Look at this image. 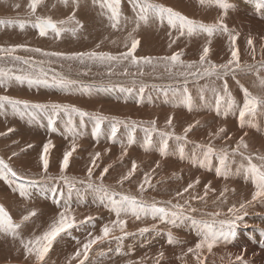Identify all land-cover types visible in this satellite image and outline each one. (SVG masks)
<instances>
[{
	"label": "rangeland",
	"instance_id": "374dc122",
	"mask_svg": "<svg viewBox=\"0 0 264 264\" xmlns=\"http://www.w3.org/2000/svg\"><path fill=\"white\" fill-rule=\"evenodd\" d=\"M6 1L8 9H12L16 3V0ZM28 1L30 0H26L24 5H27ZM128 1L129 3L127 0H122L121 6L130 4L129 11L131 14L133 11V0ZM189 1L196 3L194 0H152L154 3L171 7L192 20L207 24L205 21L197 20L198 17L196 15L190 14L188 6L193 7L194 3ZM232 1L230 0V3ZM56 2L60 3L58 6L63 3L59 0ZM54 3L53 1L42 0V3L37 6L35 14H32L31 10L27 11V9H30L28 6L22 9L21 12H17L18 14L15 13L17 14L15 16L4 15L2 17V14H0V21L14 22L11 25L0 24V48L10 49L15 46L16 51H18L16 55L0 52V68L11 69L14 76L30 75L33 80L40 81L30 84L28 80L21 82L13 79L8 83L11 85H24L28 88L31 87L33 90L41 88L45 92H50L48 95L42 94L43 98H40L37 93L29 94L27 92V98V94L19 95L18 90L13 95L9 94V89L7 88L9 86L7 85L6 87L0 86V96L6 95L12 99L27 101L29 105L60 104L75 106L90 114L85 117L72 114L71 123L69 124L68 115L62 111L57 114L50 107L45 109L29 107L25 109L23 105H19L17 109L18 115L14 114L12 110L9 111V105L0 107V111H3L0 112V123H2L0 124V133H3V135H0V144L6 145V148L2 149L3 145L0 147V158L5 160L22 177V179H16L9 176L3 180L6 183L13 182L8 185L13 193L20 194L21 190H23L24 195L18 197V201L38 202L57 210L50 218L35 219L33 216L28 221H23L24 214L15 207H9L4 204L6 197H1L0 205L4 206L12 217L13 222L24 225L23 233L32 238L33 234L30 225L34 227L36 233L41 235L62 209H70L78 222L85 220L86 217H93L92 221L79 224L70 233L62 234L61 237H58L45 260L39 262V264H44L51 251L62 246L63 251L54 258L53 264H79V259L82 257L77 259H72V257L77 249L82 247L88 233L99 235L96 232L103 225L110 224L113 221L114 217L112 215H115L112 210L114 196L121 198L127 195L135 197L138 201H143L148 205L155 202L158 207H167L170 210H175L172 208L173 205H180L188 218L177 220L173 224L161 222L159 218L153 219L151 215L149 217L148 215L145 216V219L141 216L139 220L131 214L126 215L128 216L125 219L127 221L126 234L120 233L117 228L108 240L94 245L89 253L88 260L84 264H97L98 257L103 258L105 256H109V259L104 261L103 264H177V262L181 264L177 256V253H179L178 248L191 247L195 249V245L202 238L201 233L206 231L203 223L212 225L214 228L219 227L221 220L212 218L239 216L242 217V219H239V223L244 228L254 224L261 226L260 229L264 228V204L262 202L264 196L258 197L255 201L252 199L250 200L251 202L247 201L248 203L244 204L245 207L243 209L240 208L241 204H231L230 202L233 195L236 196L237 200H240L244 193L254 188L251 183V176L243 171H237L241 163H247L242 159L241 153L243 156H251L252 162L258 166L261 162L257 157L264 156V146H258V142L261 141L259 133H263L262 129H264V109H258L255 117L246 116L244 126H241L239 118V110L243 107L244 102L242 89H247L254 96L264 97V89L259 86L256 76L257 71L260 72L261 76H264V68L260 67L261 62L264 61V39L257 46L253 44L251 48L247 46L239 49L242 68L247 65H253L255 66L253 71L236 70L234 74L230 72L221 79H217L216 76L181 75L184 72L191 73L196 71L197 68H200L201 71L203 70L199 64V58L203 50H197L193 53L187 50L183 53L179 52L181 53V61L185 65L189 63L195 64L192 69L179 64L172 67L170 60L160 59L161 57H170L175 54L174 52L172 54L171 52L167 54L160 53L169 47L171 41L175 40V43H171V48H175L177 44H183L188 40L187 35L177 39V31L167 26L166 20L160 22V26L159 22L150 21L148 24L152 26L147 29L146 34L148 35L144 34L146 29L133 31L136 27L133 24H131L132 27L128 31L133 38L140 41L134 54L137 57L153 58L151 64L143 62L133 64L130 59L103 63L88 60H85V63L80 60H73L72 62L70 59L46 55V53L59 52L67 56L78 52H89V50L82 49V51L79 46L80 42L68 39L69 34H72L71 31L63 32L59 37L49 31L47 35H54L55 38L53 40L46 37V35L40 36L39 30L32 26L36 18H48L46 16L48 13V16L54 17H50L53 21L58 22L66 20L69 15L75 12V19L79 21V25H65V27L76 28L75 39L78 38L77 34L92 35L91 32L98 28V20L91 17L85 18L86 11L82 12L85 14L82 17L84 20L79 19L80 14H78L76 8L72 7L66 9L65 12L63 11L64 13H56L59 14V16H56L53 9H51L55 5ZM68 3L69 6L74 5L72 0ZM70 3L73 4L71 5ZM86 3L91 7L90 2L86 1ZM47 4L51 8L46 6ZM70 9L71 11H68ZM19 22L25 23L23 30L20 29ZM126 23L127 21L122 17L120 26ZM146 25L143 24V27ZM17 26L22 31V36L10 35L12 37L11 40H7L8 37L5 38L8 35L1 36L4 33L16 32L13 28ZM118 30L119 28H116L113 31L114 34H112L115 35V45H113V39H111L109 43H112V45L108 43V45H104L105 48L102 50L98 51L96 48L92 50L99 53L104 52L108 47L114 49L116 46L115 50H117L119 46V49H121L125 43L131 44L129 34L118 35ZM104 36L107 38L106 33H104ZM60 39L63 41L60 42ZM146 39L149 40L147 51L154 42H157L156 50L158 51L159 49V54L157 52H148L143 56L137 54L141 51L145 52ZM220 39L225 47L223 52L210 48L203 67H208V63L220 65L227 63L231 59V42L225 36ZM194 40L195 43L198 42L196 39ZM86 41H89L91 48L96 46L98 42L94 38L86 39ZM207 46H215V39H212ZM34 49H39L40 51H33ZM125 50L127 51L128 49L123 48L121 52L123 53ZM176 51L178 52L179 50ZM115 52L112 55L120 56L121 52ZM105 53H108V51H105ZM16 56L21 59L15 60L13 57ZM25 60L28 63H24L23 61ZM141 65L144 68H141ZM112 66H115L113 67L114 72L108 69ZM169 67L171 68L170 71L168 70ZM41 71H43L44 75H41ZM54 77L57 80L63 77L72 81V83L62 85L57 83L53 79ZM153 78H156V84H153ZM225 82L228 85L231 96L236 101V106L230 109L227 106V94L223 91ZM75 86H78V89ZM111 88H132V90H139L138 93L140 95L136 93L137 95L128 97L129 99L126 102H120V96L114 94V100H111L104 94ZM117 89H114V91ZM68 95H70L69 102H67ZM217 96L224 97L219 110H217L215 103ZM50 97H53V99ZM188 97L191 98L190 106ZM75 100L86 101L85 104L89 103L94 107L97 106V108L87 110V108L77 106ZM113 105L119 107L120 110L110 108ZM9 112L15 116L16 120L18 119V122L21 119L20 116L25 117L28 121V124L20 127L21 133L17 132L21 124L10 127L9 123L10 128L8 127V121L4 114ZM96 115L106 118L99 121V131H97L98 121L95 118ZM169 117L173 118L171 126L167 124ZM50 120L53 123L50 124ZM152 121L156 122L155 131H151ZM248 121L255 122V125L256 122L259 124L255 127L252 125L249 127L247 126L249 124ZM189 125H193V127L187 133V138L176 139V137L184 136V129ZM114 128L115 134H113ZM221 128L224 131L217 135L218 130ZM8 129H13V131L9 132ZM161 133H171L172 135L163 137ZM241 138L247 144V148L241 147L237 153L233 154V150L236 149ZM20 139L22 140L20 141ZM165 139H167V149L162 155L161 150ZM49 141L52 142L54 147L48 154L49 166L47 172H45L40 156L43 151V145ZM73 142H75L76 151L70 157L68 168L61 173L60 166L63 154L66 151H71ZM29 145L31 146L29 147ZM209 145L215 151L206 160L203 153ZM181 149H183V152H181ZM222 150H226L228 153L225 167L220 164ZM14 153L15 155H13ZM96 153H100V156L93 165L92 161ZM24 155H27L28 158L25 159ZM16 161L20 165H17ZM133 162L137 165L135 172L129 179L121 183V178L129 173ZM157 164L159 165L158 167ZM105 168H108L106 174L104 173ZM89 169L92 170L91 178L88 175ZM218 169L221 172L219 175L217 174ZM146 175L150 179V185L144 184L145 190L141 192L139 185L144 183ZM101 176H103L102 180ZM197 180H199V183H196ZM190 183L194 185L193 188L184 193V188ZM89 184L92 186L89 187ZM19 185L25 187L21 188ZM31 185H34L35 189H31ZM101 185L107 192L98 190ZM61 191L82 195L92 193L93 197L97 196L101 200L100 206L102 208H99L101 212H97L94 208H91L89 214L85 212L86 208H90V205H93V202L88 201L82 202L83 205L75 209L71 202H67L68 198L66 196L69 197L71 194H64ZM178 192L183 193V195L178 196ZM168 201H171V204H168ZM192 208H195L196 211L192 212ZM233 208L236 211L230 212L229 210ZM216 213H219V215H216ZM105 215H107V218L112 219H106V222L101 224V218ZM201 216H210L212 218L202 219L200 218ZM130 217H134L135 220ZM192 220H196L198 223L194 225ZM145 227L149 228V231L143 233L139 231ZM169 233L179 243L169 244ZM115 237L122 238L116 239ZM252 237L254 240L257 239L256 235H252ZM10 241L9 234L0 233V251L1 248H8ZM77 241L80 243H77ZM1 242L4 246H1ZM221 243L231 245L233 240L222 239ZM14 248L13 260L7 263H1L0 260V264H33L36 261L34 255H29L26 259L23 248L20 249V254L16 256L17 244ZM160 253H163L162 257ZM185 253L197 254L188 252V250ZM68 256H70L69 259ZM30 259H32V262H30ZM183 260L181 261L182 264L188 263L186 256Z\"/></svg>",
	"mask_w": 264,
	"mask_h": 264
},
{
	"label": "snow or ice",
	"instance_id": "6c2138e0",
	"mask_svg": "<svg viewBox=\"0 0 264 264\" xmlns=\"http://www.w3.org/2000/svg\"><path fill=\"white\" fill-rule=\"evenodd\" d=\"M62 2L67 5L69 0H62ZM201 5L208 4L209 6L215 5L223 10L224 14H227V11L232 7L231 4L228 3V0H199ZM255 7L260 10L264 9V0H253ZM42 3V0H30V3L28 7L31 10L32 14H35L37 6ZM73 3L76 4L78 7V0H73ZM93 4H98L99 7L102 10L101 14L108 13L109 14V20L111 21V27L116 29L120 26L121 18H122V12H121V0H93ZM19 7V5H17ZM133 9L136 13L135 16V24L136 27L133 29V31H136L140 23L143 22L144 24H147L150 20H159L160 22L167 21V26H169L172 29H175L178 33L177 39H179L181 36L187 35L189 37L199 34V33H206L207 36L211 37L217 32L220 33H228V28L224 24L223 20L224 17L221 16L218 21L214 24H204L197 22L195 20H192L188 18L187 16L181 14L179 11L173 10L171 7H166L162 4L154 3L152 0H133ZM13 21H0V24H13ZM69 24H76L79 25V21L75 19V12H73L71 15L67 17L66 20H60V21H53L50 17L44 18V17H37L35 23L32 25L36 29L39 30L40 36H45L48 34L49 31L54 33L57 37H59L63 32L71 31L73 35H75L76 28L72 27H65V25ZM19 27L21 30L24 29L25 23L19 22ZM82 27V25H81ZM230 36V42H231V59L227 61V63H223L220 65L211 64L209 63L208 67H203L206 62V58L209 55L210 49L208 46H205L203 48L202 55L199 58V64L200 68H197L196 71H193L191 73H181V75H193V76H216L217 79H221L225 76H227L230 72L232 74L235 73L236 70H244L246 72H251L254 70L253 65H247L242 68L239 58V50L236 48V41H237V35L229 33ZM129 39L131 40V44L125 45V47L128 49L127 51L120 54V56L112 55L110 53L105 52H96V51H89V52H78L73 53L71 55H65L63 53L59 52H53V53H46V55H52L57 57H63L65 59L70 60H80L81 62H84L85 60L93 61V62H111V61H119V60H131V63L133 64H139L141 62L145 64H151L153 58L151 57H137L134 53L136 52V49L140 43L139 40L132 37V34L129 33ZM171 43H175V40L171 41ZM171 43L169 44V47H171ZM210 43V41H209ZM248 46L251 48L253 46V40L252 38H248L247 40ZM23 47V46H18ZM99 47V45L97 46ZM16 48H10V49H3L0 48V52H7L9 55L11 53L15 52ZM33 51L39 52V49H34ZM15 60H20L21 58L16 56L13 57ZM254 58V57H253ZM160 59H163L165 61H171V66L174 67L177 64L186 67L188 69H192L195 67L194 63L184 64L183 61H181V53H175L171 55L170 57H161ZM24 63H28V61H23ZM261 68H264V61L261 62L260 65ZM169 71L171 68L169 67ZM41 75H44L43 71H41ZM257 80L259 82V86L261 89H264V76H261L260 72H256ZM16 81H24L28 80L29 83L33 82H40L39 80H33L30 75H13L11 72V69L5 70L3 68H0V86H7V83L11 80ZM54 80H56L57 83L62 85L71 84L72 81L66 80L63 77H60L58 80L54 77ZM244 94V102L243 107L239 110V118L241 126H244L245 124V117H255L257 115L258 109H264V97H258L254 96L251 93L248 92L247 89H242ZM223 91L227 94V106L228 108H232L236 106V101L231 96V93L228 90V85L225 82L223 85ZM189 100V106L191 98L188 97ZM224 100L223 96H217L216 97V106L217 110H219L221 102ZM4 105H11L13 109L15 110L19 105H23L25 109H28L29 107L37 108V109H45L50 107L54 112L57 114L59 112H64L69 117V124L71 123L72 114H77L80 117H85L90 115L89 113L80 110L79 108H76L75 106L70 105H60V104H51V105H42V104H35V105H29L27 101H21L12 99L8 96H0V107H3ZM95 118L97 119V131H99V121L106 119L105 117L96 115ZM172 117H169L167 120V124L169 126L172 125ZM49 123H53V121H49ZM152 129L151 131L156 130V122L152 121ZM198 123V122H197ZM249 124L252 123V121H248ZM193 125H189L187 128L184 129V136L183 137H176V139H186L187 133H189L192 130ZM9 132L13 131V129H8ZM224 131L223 128L218 130L217 135L219 133H222ZM113 134H115V128L113 129ZM0 135H3V133H0ZM171 133H161V136L163 137H169L171 136ZM31 145H29L30 147ZM54 147L51 141L47 142L43 145V151L40 156V160L43 164V170L47 172L48 166H49V160H48V154L50 150ZM247 148V144L243 141L241 138L240 142L237 144L236 149L233 150V154L237 153L239 149ZM167 149V139L163 142V147L161 150V154L163 155L166 152ZM76 151V145L75 142H73L71 151H66L63 154V160L60 166V171L63 173L69 166V160L72 156V153ZM214 149L211 145L207 146L206 151L203 153L205 159L207 160L213 153ZM181 152H183V149H181ZM15 155V153L13 154ZM242 159L246 161L247 163H241L240 167L237 169V171H243L246 174H249L251 176L252 182L255 185L256 191L253 193L252 200L255 201L258 197L264 196V156H258L257 159L261 162L258 166L257 164L252 162L251 156H243ZM100 156V153H96L93 157V165L95 164L96 159H98ZM228 159V153L226 150H222L220 154V164L222 167L226 166V161ZM159 165L157 164V167ZM137 168V165L135 162L132 163L131 170L129 173L121 178V183H123L124 180L129 179L132 174L135 172ZM108 172V168L104 169V173L106 174ZM217 174H221L220 170H217ZM89 178L92 176V170H88ZM9 176L15 177L16 179H22L12 168L11 166L5 162L2 158H0V179H7ZM103 179V176H101V180ZM196 183H199V180L196 181ZM144 184L150 185V179L146 175L144 178V183H141L139 185V190L143 192ZM92 185L89 184V187ZM193 184H188L186 188H184L183 192H188L189 189L193 188ZM98 190L107 192L106 189L103 188V185L100 186ZM21 196L24 195L23 190H21ZM177 195H183V193H177ZM202 199V197H201ZM168 204H171V201L167 202ZM245 207L244 204L240 205V208L243 209ZM173 209L170 210L167 207H158L157 204L154 202L151 205L145 204L143 201H138L135 197L131 196H122L121 200L117 203L115 200H113V208L112 210L115 212L116 219L111 221L110 224H105L100 229L99 235H93L92 233H88L85 242H83L82 247L78 248L75 252L72 259H79V264H84L85 261L89 258V253L92 250L93 246L108 240L113 232L118 228L120 233H125V228L127 221L125 219H122V215L126 216L131 214L134 216L137 220L141 218V216H147L151 215L153 219L159 218L161 222H168L175 224L177 220H182L185 218H188L185 216V211L180 205H173ZM192 212H195L196 209L192 208ZM230 212H235L236 209H230ZM36 215L35 211L29 212L27 215L23 216V221H28L30 217H33ZM216 215H219V213H216ZM237 220L242 219V217L237 216ZM93 220V217L89 216L86 217L83 221H77L75 216L72 214L71 210L68 208H65L63 211L59 212L58 216L50 223L48 228L41 234V235H33L32 238L28 240L21 239V244L25 250V258L27 259L29 255H34L37 262H42L45 260V257L47 256L48 252L53 246V243L57 240L58 237H61L62 234H68L70 231L76 227H78L79 224H85ZM192 223L195 225L198 222L196 220H192ZM155 227V225H153ZM204 229L206 231L201 233V240L199 243L195 245V249L189 247L188 252H195L199 253L201 249L207 247L208 251H211L212 248L220 241V240H227L230 237L235 236V222H225L221 221L218 228H214L212 225H209L207 223H203ZM21 228V223H14L12 217L9 215V213L5 210L3 205H0V233L4 234H10L14 238L19 237L18 230ZM140 232H147L149 231V228H141L139 230ZM116 239H121L122 237H115ZM77 243H80L77 241ZM168 243L169 244H175L179 243L175 240V238L169 233L168 236ZM160 256H163V253H160ZM199 258V257H197ZM238 261H241V264H243L242 258L237 257Z\"/></svg>",
	"mask_w": 264,
	"mask_h": 264
},
{
	"label": "bare ground",
	"instance_id": "6f19581e",
	"mask_svg": "<svg viewBox=\"0 0 264 264\" xmlns=\"http://www.w3.org/2000/svg\"><path fill=\"white\" fill-rule=\"evenodd\" d=\"M49 1L55 2L54 3L55 5H53L52 8H51V6L48 5L49 3L46 6H49L51 9H53V11L55 12L54 14L56 16H59V14H56V13L63 12V11L65 12L66 9H68L69 7H72V8H76V10L78 11V14H80L81 17L79 16V19L80 18L83 19L82 17H84L85 14L82 13V12H85L86 11L85 18L86 17H91L92 19L98 20V24H97L98 25V28H95V30H93L94 32H91L89 30L92 35H90V34L89 35H80V34H77L78 38L75 39L74 38V35H72V34L70 35L69 34L68 39H70L71 41H73V40L76 41L77 40L78 42H80L79 46L81 47V50L83 49V50H86V51H88V50L91 51L92 49L94 50L95 48L98 51L99 50H102L103 48H105L104 45H108V43L110 42L111 39H113L112 40L113 41V45H115V43H114L115 35H112V34H114L113 31L115 29L111 27V21L109 20V14L106 13V12H105V14H101L102 13L101 8L99 7L98 4H95L94 5L93 4V0H78V7L76 6L75 3H74L73 6H69L68 5L69 3H67V5H65L64 3H62L61 6H58V5H60L59 2H56L58 0H56V1L49 0ZM59 1L62 2V0H59ZM69 1H71V0H69ZM86 1H88V2L91 3V7L89 6L88 3H86ZM194 1H196V3L193 2V1H191L192 3H194L193 4V7L188 6L189 9H190V14L191 15H196L198 17L197 20L200 19L201 21L207 22V24H214V23H216L218 21V19L221 16H223L224 17L223 22H224V24L228 28V33H220V32H217L216 34H214L211 37L207 36L206 33L195 34V35H193L191 37L188 36V40L185 43H183L184 45L183 44H177V47H175V48L168 47L167 49L161 51L160 53H163V54H167L169 52H171V54L173 52L174 53H179V52L183 53V52H185V50L193 53V52H195L197 50H203V48L205 46H207V44L209 43V41H211L212 39H215V46L209 47V49L210 48L211 49H215V50L218 49V50H221L223 52V49L225 47H224V45H223V43H222V41H221L220 38L223 37V36H225L226 39L228 41H230L229 33L236 34L237 35L236 48L238 50L239 49H242L243 47H247L248 46V44H247L248 38H252L253 44L256 45V46L259 45L263 41V39H264V9L258 10L255 7V4H254L253 0H233L232 3H230V0H228V3L231 4L232 7L227 11V14L226 15L224 14V12H223L222 9H220L219 7H217L215 5H212V6H209L208 4L201 5V3L199 2V0H194ZM121 2H122V0H121ZM127 2L129 3L128 0H127ZM6 3H7L6 0H0V14H2V17H4V15L5 16H15V15H17L18 14L17 12H21L22 9H25L28 6V3H30V1L27 2V5H24L26 3V0H16V3L13 5L12 9H8L7 6H6ZM190 3H188V4H190ZM17 5H19V7H17ZM173 5H174V3H173ZM81 6L84 7V8H82ZM130 7H131L130 4H125V5L121 6V9H122L121 10L122 17L125 18V20L127 21V23L125 25H122V26H119L118 27L119 28L118 35L120 34V35H123L124 36L125 34H129L128 31L132 27L131 24L136 25L135 24V16H136V13H135V11L133 9V11L130 14V11H129L130 10ZM172 7H175V6H172ZM63 8H64V10H63ZM28 10H30V9H27V11ZM68 11H71V9L68 10ZM182 12H184V11L182 10ZM15 13H17V14H15ZM47 14H46L47 17L54 18L53 16H48ZM190 14H189V16H190ZM150 21H153V20H150ZM150 21L148 23H150ZM155 22H159V26H160L161 23H160L159 20H155ZM148 23H147V25L145 27H143V24L144 23L141 22L140 23V26L138 28V30L139 29H146V30H144V34L145 35H148V34H146L147 33V29H150L151 26H152V25H150ZM161 27H162V25H161ZM13 29L16 32H12V33H8V34L4 33V34H1V36L8 35V36H5V38L8 37L7 40H9V39L11 40L12 37L10 35H21V36L23 35L22 31L20 29H18V26L16 28H13ZM102 32H103V34H102ZM104 33L107 34V38H105ZM155 33H158V32H155ZM46 37H49L52 40L55 38V36L52 35V34L46 35ZM125 37H127V36H125ZM89 38L90 39H93L94 38L96 41H98L97 44H96V46H94L92 48L90 47L89 41H86V39H89ZM40 39H41V37H40ZM194 39H196L198 42L195 43V40ZM25 40H26V38H25ZM82 40H84V41L82 42ZM62 41L63 40L60 39V42H62ZM109 44L112 45V43H109ZM126 44L127 43L123 44V46H122L121 49H119V47H120L119 46L117 48L118 52H117V50H115L116 46H115L114 49L111 48V47H108V48L105 49V51H108V53H110V54L114 53L115 51H116L115 53H119V52H121V50H123V48L124 49H127L125 47ZM148 44H149V40L146 39L145 52L144 51L143 52L141 51V52H138L137 54L138 55H142V56L145 55V54H147L148 52H153V53L157 52L159 54V52H158L159 49H158V51L156 50L157 49V44H158L157 42H154V44L147 51ZM2 45H3V43H2ZM98 45H99V47H97ZM127 45H130V44H127ZM176 50H179V51L177 52ZM215 50H214V52H215ZM17 52L18 51L13 52L12 55H16ZM150 54H152V53H150ZM216 55H219V54H216ZM20 56H22V55H20ZM72 62H73V60H72ZM83 63H85V62H83ZM120 63H122V62H120ZM113 67H115V66L109 67L108 69L111 70V72H114L113 71V69H114ZM140 67L141 68H144L143 65H141ZM158 78L160 79V77H158ZM165 79H167V78H165ZM153 80H154L153 81V84H156L157 83L156 82V78H153ZM7 85L9 86V87H7L9 89V92L8 93L11 94V95H13L16 90H18V94L19 95H25V94H27V92L29 94H32L34 92V93H37L40 98H43V95L42 94H45V95L50 94V92H45V90L41 89L40 87H39L40 89L33 90V89H31V87L28 88L27 86H24V85H11L10 83H7ZM7 88H6V90H7ZM240 88H242V87H240ZM72 89H74V88H72ZM111 89H113V90H111ZM111 89L110 90H107L104 93L105 96L106 97H109L111 100H114V94L115 95L118 94L120 96V102H126L130 97H132L134 95H137L136 93H138V91H139V90H132V88H122V89L121 88H119V89H117V88H111ZM114 89H117V90L114 91ZM98 90H100V89H98ZM97 91H95V93H97ZM95 93L93 92V94H95ZM52 94H54V93H52ZM68 96L69 97L66 96L68 98L67 102H69V99H70V95H68ZM26 97L28 98V94H27ZM50 98L53 99V97H50ZM67 98H65V99H67ZM74 98H75V96H74ZM75 103L79 107L87 108V110H89V109H93L94 110L95 108H97V106L94 107V106L90 105L89 103L88 104H85L86 101L80 102V101L75 100ZM9 107H10L9 111L12 110L14 114L18 115V113H17L18 107L15 110H13V107L12 106L9 105ZM110 108H112L113 110H116V109H119L120 110V108L117 107L116 105H113ZM0 112H3V111H0ZM141 113H145V112H141ZM4 116L7 118V121H8L7 125L10 123V127L13 126V125L21 124L19 126L18 130H17L18 133H21L22 132V130H21L20 127H23L25 124H28V121L23 116H20L21 119L19 120V122H18V119L17 120L15 119V116H13V114L11 112H9L8 114H4ZM0 118H1V113H0ZM0 124H2V123H0ZM258 124L259 123L256 122V125H258ZM251 125L254 126V127L256 126L255 125V122L254 123H251V124H247V126H249V127ZM8 127H9V125H8ZM262 132L263 133L260 132L261 134L259 133V136H260L261 141L258 142V144H259L258 146H260V147L261 146H264V129H262ZM21 140L22 139H20V141ZM1 145H3L2 149L3 148H6L5 147L6 145L0 144V147H1ZM24 158L27 159L28 156L27 155H24ZM14 165H16V164H14ZM17 165H20V164L17 162ZM12 183L13 182L6 183L5 180L0 179V198L1 197H6V201L4 202V204H6L7 206H9V207H15L16 209L20 210L22 212V214H24V215H27L31 211H35L36 212V215L34 216L35 219L36 218H50L57 211V210L49 207L48 205H45V204H42V203H38V202L37 203H28L26 201L24 202L23 200H19L18 201V197H21V195L20 194L13 193L9 189V187H8V185H10ZM251 183L254 186V188L252 190L244 193V195H242V198L240 200H237L236 196L233 195L232 198L230 199L231 204H237V203L238 204H246V203H248L247 201L251 202L250 200L252 199L253 193L256 191V188H255L254 183L252 182V179H251ZM15 184L18 185L17 183H15ZM19 187L24 188L25 186L19 185ZM30 188L31 189H35V186L34 185H31ZM61 193H64V194L66 193L68 195H69V193L71 194V196H69V197H72V198H69L68 196H66L68 198L67 199L68 200L67 202H71L73 204V207L75 209H78L79 206H82L83 205L82 202L88 201V202H93V205H95V206L89 204L90 205V208H86L85 209V212H87L89 214V211L91 210V208H94V210H96L97 212H101L100 211L101 209H99V208H102L100 206L101 205L100 204L101 200L97 196L93 197V194L92 193H87V194H83V195L82 194H78V193L68 192V191H61ZM115 197H116V199H115ZM114 200L116 202H119L121 200V198H118L117 196H114ZM262 202L264 204V199H263ZM63 210L64 209H62L61 211H63ZM263 211H264V209H263ZM112 216L114 217L113 220H115L116 219V216L115 215H112ZM142 217H143V219H145V216H142ZM148 217H149V215H148ZM121 218L122 219H126V218H128V216H122ZM130 218H132V219L135 220L134 217H130ZM200 218H202V219H209V218H212V217H210V216H201ZM236 218L237 217H234V216H225V217H219V218H212V219H217V220H221V221H225V222H235V225H236V227L234 229L235 230V236L234 237H230L228 239V240H233V243L231 245H224L223 243H221L222 240H220L212 248L211 251H208L207 247H205V248L201 249L200 252L197 253V254L185 253L186 250H188L187 247L178 248L179 253H177L178 254L177 256H178V258L180 260L179 263L182 264L181 261H184L183 259L186 256V260L188 262L186 264H241V261H238L237 260V257L239 256V257L242 258L243 264H264V228L260 229L261 226H259L257 224H254V225H252L250 227H245L244 228V227L241 226V224L239 223V220H237ZM101 219L102 220L100 222L102 224L103 222H106V219H112V218H107V215H105ZM108 221H110V220H108ZM21 226H22V229L20 228L18 230L19 237L18 238H14L12 235L9 234V236L11 238L10 246L8 248H5V249H2L1 248V251H0V260H1V263H7V262L13 260V255L15 254V248H14V246L16 244H17L16 256H18L20 254V249L23 248V246L21 244V239H24V240L30 239L29 235H26V234L23 233L24 225H21ZM30 227L32 229V234L33 235H37V236L40 235L39 233H36L35 232L34 227L32 225H30ZM96 231H97V229H96ZM96 233H99L100 234V230H98ZM252 235H256L257 236V239L254 240L253 237H252ZM1 246H4V244L2 242H1ZM62 251H63V246L60 247V248H56L55 250H52L51 253L48 255L47 261L44 264H53L54 258H56ZM66 251H67V249H66ZM197 257H199V258H197ZM69 258H70V256H68V259ZM98 258L99 259H97V262H98L97 264H103L104 261H107L109 259V256H105L103 258L98 257ZM30 262H32V259H30ZM201 262H203V263H201ZM33 264H39V262L34 261ZM91 264H93V263H91ZM177 264H178V262H177Z\"/></svg>",
	"mask_w": 264,
	"mask_h": 264
}]
</instances>
